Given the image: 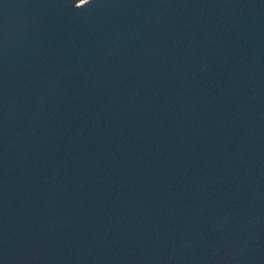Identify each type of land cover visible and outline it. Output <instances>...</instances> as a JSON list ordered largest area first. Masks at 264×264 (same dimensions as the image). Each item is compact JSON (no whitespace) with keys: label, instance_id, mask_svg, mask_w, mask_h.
Returning a JSON list of instances; mask_svg holds the SVG:
<instances>
[{"label":"water","instance_id":"95a60500","mask_svg":"<svg viewBox=\"0 0 264 264\" xmlns=\"http://www.w3.org/2000/svg\"><path fill=\"white\" fill-rule=\"evenodd\" d=\"M0 0V264H264V0Z\"/></svg>","mask_w":264,"mask_h":264},{"label":"snow or ice","instance_id":"6c2138e0","mask_svg":"<svg viewBox=\"0 0 264 264\" xmlns=\"http://www.w3.org/2000/svg\"><path fill=\"white\" fill-rule=\"evenodd\" d=\"M75 3H76V2H75ZM83 3H84V0H80V3H79V4L76 3V6L79 7V6H80L81 4H83Z\"/></svg>","mask_w":264,"mask_h":264}]
</instances>
